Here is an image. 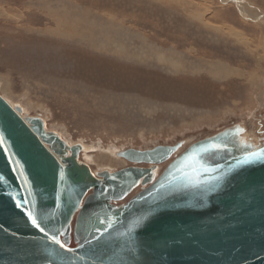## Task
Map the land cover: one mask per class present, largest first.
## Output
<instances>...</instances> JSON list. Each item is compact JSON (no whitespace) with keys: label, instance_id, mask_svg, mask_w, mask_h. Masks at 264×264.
<instances>
[{"label":"rangeland","instance_id":"obj_1","mask_svg":"<svg viewBox=\"0 0 264 264\" xmlns=\"http://www.w3.org/2000/svg\"><path fill=\"white\" fill-rule=\"evenodd\" d=\"M241 2L253 18L264 15V0ZM55 15L124 42L143 61L46 33L57 29ZM152 51L182 69H168ZM263 56L264 23L225 0H0V96L81 147L79 162L96 176L132 166L118 153L183 143L178 155L228 129L240 130V146L263 145ZM220 65L236 75L214 77ZM172 161L155 166L152 180Z\"/></svg>","mask_w":264,"mask_h":264},{"label":"water","instance_id":"obj_2","mask_svg":"<svg viewBox=\"0 0 264 264\" xmlns=\"http://www.w3.org/2000/svg\"><path fill=\"white\" fill-rule=\"evenodd\" d=\"M239 134L194 143L154 181L153 167L96 176L81 147L0 96V264H264V157L250 155L264 144L240 146ZM182 146L118 155L158 166Z\"/></svg>","mask_w":264,"mask_h":264},{"label":"bare ground","instance_id":"obj_3","mask_svg":"<svg viewBox=\"0 0 264 264\" xmlns=\"http://www.w3.org/2000/svg\"><path fill=\"white\" fill-rule=\"evenodd\" d=\"M223 0H221V2H222ZM226 2H232V3H234V5H236V7H237V9H238V12L241 14V16L244 18V19H247V20H258V22H262V23H264V15H261V16H256L255 18H253L252 16H250L249 15V12H247L246 11V9H245V7L241 4L242 2H241V0H225ZM59 8V7H58ZM44 9V8H43ZM42 10V9H41ZM44 11H45V9H44ZM115 11V10H114ZM43 13H45V12H43ZM53 12H51V14H52ZM39 14V13H38ZM53 14H55V13H53ZM52 14V15H53ZM105 14V13H104ZM47 15H50V14H47ZM45 16V15H44ZM45 18V17H44ZM43 18V19H44ZM49 18H51L50 16H49ZM53 18V17H52ZM24 19V18H23ZM53 19H55V20H53ZM52 19V21H56L55 23H56V26L58 25V27H57V29L56 30H49V31H47L46 33H48V34H51V35H56V37L57 36H60V37H62V38H64V39H66V40H68V41H73V42H75V43H78V42H82V43H85V44H87V45H89L90 47H94L96 50H99V51H103V52H110L111 54H115V55H117V57L119 56L120 57V59L121 58H126V59H136V60H141V61H143L142 60V58H141V56H142V54H144V53H141V54H131L130 52H129V50H128V48L124 45V42L122 43L121 41H116V39L113 41L109 36H107V37H98V35H95L94 34V32H92L93 31V29H91L92 31H90L88 28H86V26L83 24V26L84 27H82V24L80 25H75V24H72L71 23V25L68 23V22H70V20L68 19V21H67V18H66V16H60V17H58V18H56V15H55V17ZM76 23V22H75ZM90 23V22H89ZM91 24V23H90ZM93 24V23H92ZM100 24V23H99ZM109 24V23H108ZM87 25H88V22H87ZM38 28V27H37ZM84 28H85V30H84ZM28 29V28H27ZM52 29V28H51ZM96 29V28H95ZM95 29H94V31H95ZM103 29V28H102ZM105 29L106 28H104L103 30H101V31H103V32H105ZM97 30V29H96ZM112 30V29H111ZM100 31V32H101ZM113 31V30H112ZM116 31V30H115ZM108 32H109V29H108ZM114 32V31H113ZM45 33V32H44ZM99 33V32H98ZM100 34V33H99ZM115 34V33H114ZM113 34V35H114ZM102 36V35H101ZM136 38V37H135ZM212 42V41H211ZM114 48H113V47ZM130 46V45H129ZM150 52V51H149ZM153 52V51H152ZM102 53V52H101ZM151 54H153L152 56H156V58H157V60L159 61V62H161V63H163V64H165L167 67H168V69H170V70H172V71H175V72H179L181 69H182V66H181V64L179 63V61L177 60V61H174V60H172V59H170V58H168V57H166L164 54H162V53H155V52H153V53H151ZM145 55H147V53L145 54ZM150 55V54H149ZM144 56V55H143ZM115 57V56H114ZM264 57V56H263ZM125 59V60H126ZM144 60H146V59H144ZM140 61V62H141ZM262 61V60H261ZM211 66V65H210ZM222 65H220L219 67H214V66H212V67H214L215 69H214V71H212V72H210L214 77H216V78H219L220 80L221 79H228V78H230V77H232V76H234V75H236L235 73H233L232 71H229L228 69L226 70L225 68H222L221 67ZM184 67V66H183ZM97 69H98V67H97ZM85 70H86V68H85ZM84 70V71H85ZM95 71V70H94ZM198 70H196V72H197ZM201 71V70H200ZM199 71V72H200ZM96 73V72H95ZM99 73V72H98ZM114 73V72H113ZM195 73V72H194ZM209 73V72H208ZM93 74V73H92ZM109 74V73H108ZM197 74V73H196ZM82 75V74H81ZM99 75V74H98ZM93 76V75H92ZM91 76V77H92ZM108 76V75H107ZM110 77H111V75H109ZM113 77V76H112ZM115 77V76H114ZM99 78V77H98ZM113 81H114V79H113ZM105 83V82H104ZM105 85V84H104ZM11 104V103H10ZM51 129V128H50ZM248 131V130H247ZM252 134H253V132H251ZM61 136V135H60ZM263 136H264V134H263ZM62 138V137H61ZM85 145V144H84ZM262 146V145H261ZM260 147V146H259ZM184 152V151H183ZM182 152V153H183ZM178 153V152H177ZM177 153H175L172 157H171V159H173V160H175L178 156H180L181 154H178V155H176ZM119 154V153H118ZM117 154V155H118ZM170 159V160H171ZM169 160V161H170ZM127 161V160H126ZM168 161V162H169ZM131 167H133V168H156L155 166H153V165H149V164H132L131 163ZM159 166V165H158ZM128 168H130V167H128ZM158 168V167H157ZM124 169H126V168H124ZM123 170V169H122ZM163 170V169H162ZM166 170V169H165ZM164 170V171H165ZM157 171H158V169H156V173H157ZM161 175V174H160ZM160 175L159 176H157V178L155 179V180H157L159 177H160ZM140 187V186H139ZM148 187V186H147ZM147 187H145V188H147ZM144 188V189H145ZM143 190V189H142ZM141 192V191H140Z\"/></svg>","mask_w":264,"mask_h":264},{"label":"snow or ice","instance_id":"obj_4","mask_svg":"<svg viewBox=\"0 0 264 264\" xmlns=\"http://www.w3.org/2000/svg\"><path fill=\"white\" fill-rule=\"evenodd\" d=\"M0 142H2V141H0ZM250 155L252 157H257V158L264 157V153H251ZM244 162L247 163V162H251V161L250 160H246ZM213 190H214L213 188H209L208 189V192H211ZM19 206H20V204L17 203V207H19ZM27 215H28V219L31 221V223H32L33 226L39 228L40 231H44V229L40 226V224L38 223L37 219L32 215L31 212H28ZM53 239H54V242L55 243L59 244V241L55 240V238H53ZM60 247L63 248L64 246L61 244Z\"/></svg>","mask_w":264,"mask_h":264},{"label":"flooded vegetation","instance_id":"obj_5","mask_svg":"<svg viewBox=\"0 0 264 264\" xmlns=\"http://www.w3.org/2000/svg\"><path fill=\"white\" fill-rule=\"evenodd\" d=\"M72 240H74V239H72Z\"/></svg>","mask_w":264,"mask_h":264}]
</instances>
